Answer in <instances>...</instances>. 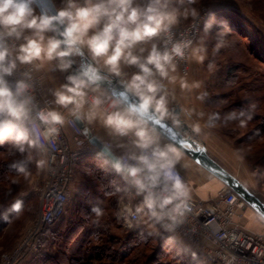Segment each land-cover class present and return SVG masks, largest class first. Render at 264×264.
I'll list each match as a JSON object with an SVG mask.
<instances>
[{
  "label": "clouds",
  "instance_id": "9594fccd",
  "mask_svg": "<svg viewBox=\"0 0 264 264\" xmlns=\"http://www.w3.org/2000/svg\"><path fill=\"white\" fill-rule=\"evenodd\" d=\"M33 3L0 0V144L8 141L21 153L45 148L65 123L58 108L77 120H99L113 135L131 137L133 148L105 163L143 197L157 221H175L187 207L190 190L175 170L176 149L161 146L147 119L151 112L168 116L163 81L175 82L170 73L188 47V42L173 39L177 16L170 0H66L53 16L37 15ZM161 38L163 47L153 42ZM144 44L151 47H141ZM84 50L93 63L67 75L66 82L52 90L53 107L39 106L31 72L22 71L14 83L7 79L23 68L46 65L67 72L72 58ZM124 65L138 69L122 80L137 103L110 99L101 90V70L121 77ZM180 87L189 85L181 79ZM37 164L43 166L44 161ZM26 165L18 161L12 167L24 171ZM91 211L100 214L98 207Z\"/></svg>",
  "mask_w": 264,
  "mask_h": 264
},
{
  "label": "trees",
  "instance_id": "16d2710c",
  "mask_svg": "<svg viewBox=\"0 0 264 264\" xmlns=\"http://www.w3.org/2000/svg\"><path fill=\"white\" fill-rule=\"evenodd\" d=\"M252 13L264 21L259 8L253 9ZM250 25L254 26L249 19L240 17L236 12L228 9L210 10V16L203 27L204 38L208 45L218 48V55H221L223 37L231 39L246 35L250 39L249 47L254 57L248 55L245 60L253 59L259 63L257 66L261 70H253L249 63L242 60L234 61L233 57H229L226 59L227 67L220 71L222 77L218 80L227 90L219 95H209L207 103L213 109L215 122L220 126L221 118H225L223 122L227 124L241 123L245 126L247 130L240 142L230 145L244 158L252 171L262 173L264 171V67L261 66L264 65V33L260 29L255 32L250 29ZM257 36L263 38V42L258 45L255 43L257 41L252 39ZM212 101L216 104L214 105ZM224 102L226 105L222 106ZM222 128L219 134L224 139L233 135L232 129ZM238 145L241 146L240 150L236 148ZM27 156L28 150L21 153L8 141L0 144V172L5 170L11 172L0 175V236L9 228L10 221L23 206V203L18 206L17 202H14L15 187L19 186L21 180L13 178L18 175L25 176V171H20L12 165L18 161H27L28 165L30 161L25 160ZM105 161L100 157L86 156L78 164L76 175H94L95 182L99 183L102 191H96L88 195V198L84 197L86 200L84 203L76 202L71 217L73 219L69 222L65 223L64 216L60 222L49 228L43 249V251L48 249L49 252L45 256L43 251L40 253L44 258L40 256L42 263L205 264L201 253L185 248L167 235L148 232L149 229H146L148 225L130 231L122 244L123 222L119 214V201L121 196L129 193V188L121 176L116 174ZM93 207L100 209L99 215L91 211ZM69 209L68 207L67 212ZM82 213H85V219ZM80 217L82 221H79ZM115 231L122 233L116 235ZM119 243L126 248V255L116 249ZM54 246L58 249L54 250Z\"/></svg>",
  "mask_w": 264,
  "mask_h": 264
},
{
  "label": "built area",
  "instance_id": "2783aa9c",
  "mask_svg": "<svg viewBox=\"0 0 264 264\" xmlns=\"http://www.w3.org/2000/svg\"><path fill=\"white\" fill-rule=\"evenodd\" d=\"M209 16L210 9H204L188 25L172 26L174 41L188 42L184 57L175 60L184 77L190 75L191 47L200 38ZM162 40L163 38L158 43L161 47ZM22 71L32 74L30 83L34 86V96L39 106L53 107L52 100L46 97V77L40 68H23L7 79L14 83L20 78ZM104 93L110 99L120 100L108 90ZM59 111L66 112L64 109ZM63 114L65 123L60 127L58 135L45 142V148L39 149L45 160L46 174L38 192V216L18 244L2 256L0 264H24L29 258L39 255L44 249L49 228L60 222L67 212L74 195L76 169L80 161L86 156L108 160L85 137L76 118L70 113ZM106 146L111 149L109 143ZM175 170L185 182L182 171L177 167ZM126 185L129 188V201H121L119 214L123 226L129 231L142 227L143 221L147 220L159 234L173 238L193 252L201 253L205 264H264V232L254 233L246 227L243 211L248 205L230 188L222 189L213 201L197 200L188 196L187 207L182 216L175 221H157L144 206L143 197L138 196L130 185Z\"/></svg>",
  "mask_w": 264,
  "mask_h": 264
},
{
  "label": "crops",
  "instance_id": "0c3cea01",
  "mask_svg": "<svg viewBox=\"0 0 264 264\" xmlns=\"http://www.w3.org/2000/svg\"><path fill=\"white\" fill-rule=\"evenodd\" d=\"M52 1L57 10L64 7L66 2V0ZM189 4L190 2L188 0H184V2L180 4V7L176 6L170 8L175 9V14L177 16V21L173 26H185L189 24L192 19V15H186ZM37 9L39 13L42 14L38 7ZM160 40L161 39H157L153 42L158 44ZM141 47L148 49L151 47V44H144L141 45ZM217 49L218 48H212V46H209L204 36L192 45L190 75L184 77L179 68H177L175 72L170 73L171 76L176 77L175 82H169L168 80L163 81L164 92L166 93L168 100V116L165 118L159 117L161 120L168 121L183 137L192 139L195 142L196 147L200 144L203 145L207 154L213 160H215L226 171L238 178L250 191H252L248 186L249 184L243 179L244 175L250 171L248 164L244 158L219 134V126L215 122L213 109L208 106L207 103L210 95L208 92L209 89H216L215 85L212 83L218 82L222 77L220 71L227 67L226 60L218 55ZM83 53L84 57L92 62L87 51L84 50ZM146 54L147 52L144 53V55ZM200 57H203V59H200ZM77 58L81 59V56L79 55ZM40 69L46 77V97L53 100L54 97L51 94L52 90L66 82V75L73 74V71L66 72L64 75H49L43 68ZM102 71L107 73L106 70L102 69ZM137 71L138 69L135 66L124 65L122 67L123 75L121 77H117L110 73L107 74L122 82V80H126ZM157 79H159V77H157ZM181 79L187 81L189 85L188 88L180 87ZM101 90L104 92L106 89L101 87ZM214 95H219V92H215ZM63 113L68 112L66 111ZM83 121L100 141L105 145L106 143L111 145V150L115 155H121L127 151L133 150L131 139H121L118 136L113 135L99 120L91 123L87 120ZM149 125L153 129V134L158 137L161 146L165 144L171 145L179 154V160L175 167L180 169L185 176V183L190 190L189 196L203 201L215 200L218 193L227 186L204 169L197 161L193 160L190 155L177 146V144L169 140L153 125L150 123ZM67 131L71 134L69 129ZM243 212L246 227L254 233H263L264 218L249 206L246 207ZM143 224L148 225L149 228H153L147 220H144Z\"/></svg>",
  "mask_w": 264,
  "mask_h": 264
},
{
  "label": "rangeland",
  "instance_id": "374dc122",
  "mask_svg": "<svg viewBox=\"0 0 264 264\" xmlns=\"http://www.w3.org/2000/svg\"><path fill=\"white\" fill-rule=\"evenodd\" d=\"M184 2V0H181ZM182 2V3H183ZM181 3H178L177 0L170 1V8L172 7H180ZM259 6V7H258ZM215 7V8H214ZM33 8L35 10V13L39 15V11L37 7L33 4ZM259 8V12L261 13V16L264 17V0H193L189 4V8L187 9L186 15H192L191 21L198 15V13L204 9H228L230 11L236 12L240 15V17H244L249 19L254 26L250 25V29H253L255 32L260 29L264 33V21L255 16L254 13H252V10H257ZM190 21V22H191ZM189 22V23H190ZM188 25V24H187ZM252 31V30H251ZM51 35V33H49ZM204 36V29L202 30V34L198 40L203 38ZM252 39L256 40L255 42L257 45L258 43L263 42V38L261 36L253 37ZM222 44H223V51L221 52L220 57L224 58L225 60L229 57H233V60H242L247 63H249V66L253 70H261L260 67L257 66L259 63L255 62L253 59L245 60V58L249 55H252V51L249 47L250 39L246 37V35H241V37H233L231 39L223 37L222 38ZM77 57V56H75ZM254 57V56H253ZM262 64V63H261ZM263 65V64H262ZM262 68L264 67L261 66ZM46 73L49 75H58V74H65L66 72H62L54 67V65H46L42 67ZM70 69L69 71H71ZM67 71V72H69ZM69 75V74H67ZM66 75V77H67ZM222 82H213L212 84L215 85L216 89L213 88L209 89L210 95L214 94L215 92H219V94L224 93L227 89L222 87ZM214 105L216 102L212 101ZM226 105V102L222 104V106ZM221 106V105H220ZM225 118H221L222 125L219 126V131L222 129H232L233 135L228 136L227 142L233 146L237 141L244 136L246 133L245 126L241 125V123H225L223 122ZM239 144V143H238ZM239 150L241 149V146H237ZM28 150V156L25 160H29V164L25 167V176L24 175H18L13 179L21 180L19 186L15 187L16 191L13 195L14 202H17L18 206L20 203H23V206L21 207L19 213L10 221L9 228L4 232L2 236H0V263L1 258L3 255H5L7 252L11 251L23 238L24 234L26 233L27 229L34 223L38 216L39 212V201H38V192L41 188L43 181L45 179L46 174V166H45V160L41 156L39 149H27ZM44 161L43 166H38V161ZM249 167V166H248ZM250 171L244 175L243 179L246 180L248 186L251 188L256 195L263 203H264V171L262 173H258L257 171H252L249 167ZM8 173H11L9 170H5L3 172H0V175H6ZM242 177V176H241ZM107 179V177H104ZM88 185H87V184ZM89 186V187H88ZM75 190L74 195L71 199V203L69 206V211L65 215V223L69 222L70 219H73V209L77 203H84L85 198H88V195L94 194L96 191H102V187L99 185V183L95 182L94 175L88 174L84 176V174H80L77 176L76 183H75ZM84 188V189H83ZM128 195V194H127ZM121 196L119 201V206L122 200L129 201V195L127 196ZM79 196V197H78ZM85 197V198H84ZM83 214V213H82ZM81 216V215H80ZM85 217V213L82 215ZM82 221L81 217L79 221ZM123 226V224H122ZM123 228V235H122V244L127 239V236L129 234V230L126 229L124 226ZM83 231V230H81ZM122 231L114 232L116 235H120ZM150 233H156L158 234V231L155 230V228H149ZM82 233V232H80ZM63 242V239L61 240ZM117 250L121 253L125 254L127 253V250L125 247L119 243V245L116 246ZM58 249V247L54 246V250ZM51 250V249H50ZM49 250L46 249L43 251V256L48 254ZM55 253V252H54ZM40 254L34 257L29 258L27 261H25L24 264H43L40 258ZM42 257V256H41ZM42 259H44L42 257Z\"/></svg>",
  "mask_w": 264,
  "mask_h": 264
},
{
  "label": "water",
  "instance_id": "95a60500",
  "mask_svg": "<svg viewBox=\"0 0 264 264\" xmlns=\"http://www.w3.org/2000/svg\"><path fill=\"white\" fill-rule=\"evenodd\" d=\"M34 4L39 8L42 14L55 15L57 9L52 0H34ZM81 56L78 65L76 59L72 58L74 63L72 67L73 74L79 72L82 66L91 64L92 62L84 57V53ZM102 71V70H101ZM105 76V79L100 82L101 87L115 94L124 104L137 103L138 98L125 92L124 84L116 78L111 77L106 72L101 73ZM148 122L158 129L169 140L177 144L182 150L197 161L204 169L211 173L214 177L222 181L228 188L234 191L249 207L253 208L264 218V203L256 197L252 191H250L246 185H244L238 178L226 171L215 160H213L206 152L203 145L196 147L195 142L192 139L183 137L178 133L168 121L161 120L159 115L155 112L149 113ZM78 125L83 129L85 137L90 143L96 147L100 153L111 159L116 156L113 151L108 148L102 141H100L92 132V130L85 124L83 120H77ZM196 147V148H194Z\"/></svg>",
  "mask_w": 264,
  "mask_h": 264
},
{
  "label": "flooded vegetation",
  "instance_id": "af4514ba",
  "mask_svg": "<svg viewBox=\"0 0 264 264\" xmlns=\"http://www.w3.org/2000/svg\"><path fill=\"white\" fill-rule=\"evenodd\" d=\"M74 59H76V61H77L78 65H80V64H79V62H80V59H78L77 57H74Z\"/></svg>",
  "mask_w": 264,
  "mask_h": 264
}]
</instances>
